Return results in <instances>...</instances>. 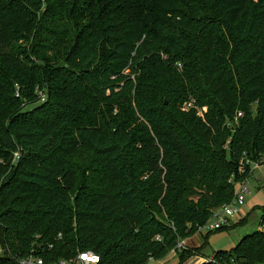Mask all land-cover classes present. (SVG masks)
I'll return each instance as SVG.
<instances>
[{
	"label": "trees",
	"instance_id": "trees-1",
	"mask_svg": "<svg viewBox=\"0 0 264 264\" xmlns=\"http://www.w3.org/2000/svg\"><path fill=\"white\" fill-rule=\"evenodd\" d=\"M242 159L264 163V0H0V264L161 260ZM260 208L200 264H264Z\"/></svg>",
	"mask_w": 264,
	"mask_h": 264
},
{
	"label": "rangeland",
	"instance_id": "rangeland-1",
	"mask_svg": "<svg viewBox=\"0 0 264 264\" xmlns=\"http://www.w3.org/2000/svg\"><path fill=\"white\" fill-rule=\"evenodd\" d=\"M248 187L250 188V193L246 196L245 205L242 207L244 209L231 221L230 227L239 220L245 221L242 225L214 232H208L205 229L201 231V245H191L186 239L187 248L185 250L170 253L161 259L159 264H199L200 260L212 259L214 253L218 250L232 249L238 244L241 237L259 229V221L262 214L260 207L264 205V164L260 166L256 176L249 178ZM245 206H248V208H245ZM2 250L0 244V254H2Z\"/></svg>",
	"mask_w": 264,
	"mask_h": 264
},
{
	"label": "built area",
	"instance_id": "built-area-1",
	"mask_svg": "<svg viewBox=\"0 0 264 264\" xmlns=\"http://www.w3.org/2000/svg\"><path fill=\"white\" fill-rule=\"evenodd\" d=\"M178 65L180 66V64ZM192 108H195L197 110V116L201 117L202 119L205 118V113L208 111L207 106H198L194 98L187 100L182 106V110L184 111H189ZM239 116H242L241 112L238 113V117ZM228 126H233V123H228ZM261 163L262 160L253 162L249 159H242L240 164V172H245L246 164L251 166L250 171L252 172L253 170L257 169L261 165ZM249 193L250 188L248 187V179L238 182L235 197L230 202L213 209L210 220L206 224L199 227L198 233H201V231L205 229H207L208 232H211L225 226H230L231 221L234 220V218H236L239 213L242 212V207L245 205L246 196ZM158 239H160L159 236ZM186 248V239H180L170 253H176ZM99 259L100 257L97 254L92 251H87L80 252L76 256L69 259L61 258L57 261L49 263L45 262L42 257L31 254L27 257L21 258L19 262L20 264H95L99 261ZM207 260L212 259L209 258Z\"/></svg>",
	"mask_w": 264,
	"mask_h": 264
},
{
	"label": "crops",
	"instance_id": "crops-1",
	"mask_svg": "<svg viewBox=\"0 0 264 264\" xmlns=\"http://www.w3.org/2000/svg\"><path fill=\"white\" fill-rule=\"evenodd\" d=\"M262 164H264V163H262ZM262 164H261V165H262ZM261 165H260V166H261ZM260 166H259L257 169L253 170V171L250 173L249 178H250L251 176H256V175H257V171H258V169L260 168ZM249 178H248V180H249ZM245 208H248V206H245ZM243 209H244V208H243ZM201 235H202V232H201V233H197V234L191 236L190 238H188L187 241H189V243H190L191 245L199 246V245H201V244H200V242H201V241H200V239H201ZM241 238H242V237H241ZM205 258H206V257H205ZM159 262H161V260H154V259H151V260L149 261L148 264H159ZM201 262H203V261L200 260V261H199V264H200Z\"/></svg>",
	"mask_w": 264,
	"mask_h": 264
}]
</instances>
